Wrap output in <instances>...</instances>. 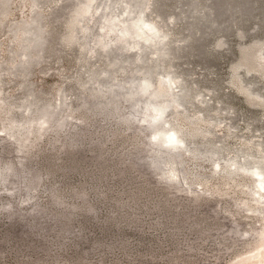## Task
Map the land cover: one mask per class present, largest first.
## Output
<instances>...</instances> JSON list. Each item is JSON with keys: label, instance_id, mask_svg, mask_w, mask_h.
Wrapping results in <instances>:
<instances>
[{"label": "rangeland", "instance_id": "374dc122", "mask_svg": "<svg viewBox=\"0 0 264 264\" xmlns=\"http://www.w3.org/2000/svg\"><path fill=\"white\" fill-rule=\"evenodd\" d=\"M140 12L162 41L118 36ZM146 77L155 92L172 77L177 100L144 93ZM151 101L181 147L152 140ZM72 133L86 144L66 147ZM6 162L22 175L0 184V264H248L264 219L246 171L264 170V0H0Z\"/></svg>", "mask_w": 264, "mask_h": 264}, {"label": "bare ground", "instance_id": "6f19581e", "mask_svg": "<svg viewBox=\"0 0 264 264\" xmlns=\"http://www.w3.org/2000/svg\"><path fill=\"white\" fill-rule=\"evenodd\" d=\"M90 1H93V0H90ZM124 14H125V12H124ZM118 17L114 16V17L109 19V31H115L116 26L119 24V22H116V21L121 20L120 18L118 19ZM118 36L120 38H125V39L128 38L129 39L128 42H129V45L131 47H137L139 44L138 43L139 41H144V42H149L151 44H156L159 41H162V39L164 37L163 35L160 34L157 26L152 24L151 22H149L145 18L144 14L142 12L138 13L132 20L127 21L124 24V26L120 29ZM164 82H165V84L160 87L161 90L159 92L158 91H156V92L151 91L152 82L150 81V79L148 77L144 78L141 81L140 86H141V89L144 93H149L152 97H155L159 93H162V94H166V95H172L173 100L176 101L177 96L175 97L170 92L171 87H172L173 78L167 77L164 79ZM245 89H243V91ZM167 108H168V103H155L153 101L149 102L147 105V121L155 127V131L152 135V140L155 142L160 141L164 144V146L168 147L169 149L175 150L178 147L182 146L183 141L180 138V129H178V128L177 129H171L169 131H164V129H163V124L165 123L164 116H165ZM147 121H146V123H147ZM235 167H236V164L232 163L231 168H235ZM240 168L243 169V167H241V166H240ZM246 171L251 176V178H253L255 180V186L258 188L259 193H261L260 196H256L255 195L256 193L253 195L254 196L253 199L256 201V203L260 204V203H262V200L264 198V193H262V192H264V170L259 165H254L251 168L247 169ZM174 177H177V176H174ZM242 205H244V204H242ZM256 205L257 204H255V206ZM253 206H251V207H253ZM263 206H264V204H263ZM260 208H261V206H260ZM257 209H258V207H257ZM258 211H260V210H258ZM257 240H259V243L256 246V248L254 249L253 254L250 255L246 259L248 264H264V219H263L261 231L258 235Z\"/></svg>", "mask_w": 264, "mask_h": 264}, {"label": "trees", "instance_id": "16d2710c", "mask_svg": "<svg viewBox=\"0 0 264 264\" xmlns=\"http://www.w3.org/2000/svg\"><path fill=\"white\" fill-rule=\"evenodd\" d=\"M88 101H89V98H88L86 103L82 104L81 109L84 110V108H88V107L91 108L90 104L88 103ZM122 103L123 102L121 101V107H122ZM97 105H94L92 107H96ZM117 107H115V109H113V108L112 109H107V108H102L101 107L102 108L101 110H103V111H100V112H103L105 114H112V113H114L117 110ZM119 108H120V106H119ZM55 117H56V112L51 117L50 122L48 123V125H50V124L51 125L52 124L55 125V123H56ZM117 119L119 121H122V120L124 121V120H126L128 118H123V116L122 117L118 116ZM66 126H67V121L66 120L61 122L60 128H62V130H64V128ZM131 128H133V127H131ZM59 135L62 136L61 133ZM83 144H86V141L83 140L82 137H80V135L72 133L70 135V137L66 140L65 146L66 147H79V146H81ZM146 157H148L147 150H146V153H144L143 156H140V158H134L135 164L136 165H138V164L140 165L144 161V159ZM152 170H155V169H151L150 168L149 171H152ZM25 171L30 174L29 180H30L31 184L37 185L38 182H40V179H41V174L39 172L40 170H38L37 168H32V167L29 166V168L27 167ZM149 171H148V173H149ZM21 173L22 172H20V170L17 168V164L15 162H6V164H3L0 167V184L6 182L8 180V178H9V176H12V175L21 176L22 175ZM52 192L53 193L56 192V189L52 188ZM4 214L6 216H8V217H12V216H14L16 214V211H14L12 206L8 205V206H5V208H4ZM37 215H38V213L36 214V216Z\"/></svg>", "mask_w": 264, "mask_h": 264}]
</instances>
